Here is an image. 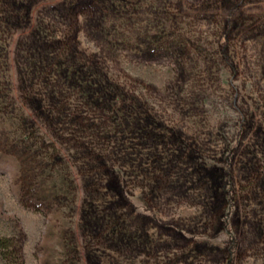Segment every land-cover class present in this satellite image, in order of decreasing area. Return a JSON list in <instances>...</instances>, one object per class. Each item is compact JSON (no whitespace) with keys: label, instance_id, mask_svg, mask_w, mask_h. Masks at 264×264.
<instances>
[{"label":"rangeland","instance_id":"1","mask_svg":"<svg viewBox=\"0 0 264 264\" xmlns=\"http://www.w3.org/2000/svg\"><path fill=\"white\" fill-rule=\"evenodd\" d=\"M0 9V264H264V0Z\"/></svg>","mask_w":264,"mask_h":264},{"label":"trees","instance_id":"2","mask_svg":"<svg viewBox=\"0 0 264 264\" xmlns=\"http://www.w3.org/2000/svg\"><path fill=\"white\" fill-rule=\"evenodd\" d=\"M2 15V12H1V9H0V17H2L1 16ZM5 23H6V21H5ZM4 21L0 18V37H2V35L4 34V33H7V26H4ZM1 59L3 60V63H4V57H2L1 56ZM27 105H29V104H27ZM28 107H31V106H28ZM6 245H5V240H0V249L1 250H5L6 249ZM17 256H18V258L21 260V252H20V248H17Z\"/></svg>","mask_w":264,"mask_h":264}]
</instances>
